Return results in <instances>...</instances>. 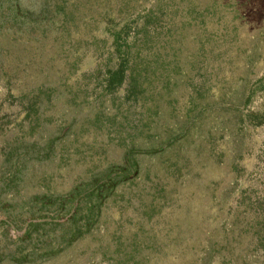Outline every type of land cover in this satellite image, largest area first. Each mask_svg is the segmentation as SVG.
Instances as JSON below:
<instances>
[{
    "label": "rangeland",
    "instance_id": "1",
    "mask_svg": "<svg viewBox=\"0 0 264 264\" xmlns=\"http://www.w3.org/2000/svg\"><path fill=\"white\" fill-rule=\"evenodd\" d=\"M0 264H264V0H0Z\"/></svg>",
    "mask_w": 264,
    "mask_h": 264
}]
</instances>
